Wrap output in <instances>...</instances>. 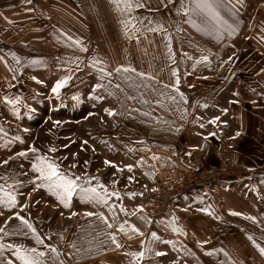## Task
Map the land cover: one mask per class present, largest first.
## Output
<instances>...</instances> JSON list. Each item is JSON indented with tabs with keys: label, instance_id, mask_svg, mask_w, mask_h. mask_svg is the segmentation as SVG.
Here are the masks:
<instances>
[{
	"label": "rangeland",
	"instance_id": "1",
	"mask_svg": "<svg viewBox=\"0 0 264 264\" xmlns=\"http://www.w3.org/2000/svg\"><path fill=\"white\" fill-rule=\"evenodd\" d=\"M34 1L0 8V185L17 199L0 204V244L36 247L45 264H264V40L211 32L203 42V13L186 14L188 0H131L144 6L130 10ZM65 76L57 98L51 88ZM37 156L81 187L103 185L107 203L77 188L64 207L30 183Z\"/></svg>",
	"mask_w": 264,
	"mask_h": 264
},
{
	"label": "snow or ice",
	"instance_id": "2",
	"mask_svg": "<svg viewBox=\"0 0 264 264\" xmlns=\"http://www.w3.org/2000/svg\"><path fill=\"white\" fill-rule=\"evenodd\" d=\"M111 2L114 4V6L117 8V10H130L133 7H143L144 5L141 3H136L135 5L131 2V0H111ZM193 6L191 8H186L185 13L189 12H195V13H203L206 20L215 21L216 23H224L222 20L219 8L220 4L216 2V0H192ZM188 23H192L191 20L188 21ZM195 26V25H194ZM127 29V26H126ZM155 31V29H153ZM74 43L79 44V41H75ZM82 51H86V49L81 48ZM13 57L15 58V53H12ZM0 59H3L0 57ZM207 59V57H205ZM135 71V69H124V71ZM103 71V69H101ZM117 72L120 71L119 68L116 69ZM140 75H143V73H140ZM173 75H176L175 70H173ZM15 78V77H14ZM70 77L65 76L62 79H59L55 82L54 86L51 88V92L57 96V98L60 95L61 89L66 85ZM177 84H179V80L176 81ZM96 87H102V85L97 84ZM178 90V89H177ZM103 97H100L102 99ZM181 98L183 99V94H181ZM6 99L7 103H15L17 101H13L10 99ZM105 111L108 112V115H112V111L105 109ZM226 111V110H225ZM218 119V117H217ZM215 122V121H212ZM203 127V125H201ZM2 131V129H0ZM239 135V133H237ZM17 139H20L17 137ZM85 143H87L85 141ZM30 151L33 153H36L38 150L35 147L30 148ZM49 151H55L54 148L49 149ZM19 156H26V152H20L18 153ZM4 163H7V161H4ZM87 163V162H85ZM105 163H109L108 161H105ZM75 167V165H73ZM129 171L132 169V165L126 166ZM31 170L33 173H36L35 180L30 181V183H33L36 188L39 187H48L57 195V198L60 200V202L64 205V207H69V203L71 201L73 193L76 191L77 188L80 189L81 198L83 200H87L92 203H107V189L103 188V185H98L99 188L103 189V191H98L97 187H81V185L78 183L79 178L73 176H70L64 172H61L59 169V165L55 162L49 161L46 156H37L35 158V162L31 165ZM6 177H0V180H5ZM98 179V178H97ZM36 181H39L40 183H36ZM19 183V182H18ZM115 183V181H113ZM10 188L11 185H8ZM22 194V193H21ZM112 195L118 196L119 193L113 192ZM0 204H4L6 207L9 208H15L17 205V199L16 194L13 192L7 191L4 185H0ZM201 211L207 212V209H201ZM211 214V213H209ZM233 215H241V213H232ZM16 218L21 222V224L26 225L29 230L33 233V236L35 238L36 244H43V240L39 237V235H36L35 229L33 228L32 224L29 223L23 216H20L19 213H14ZM89 216L97 215V213L89 212L87 213ZM12 217H9V220H11ZM101 219H104L107 223V219L103 216H101ZM251 219L255 220V217H252ZM109 228L112 227L111 224L107 225ZM123 229V225L121 226V230ZM134 231H139L138 229L133 228ZM2 231V229H0ZM153 238H156V234L153 233ZM251 239V237H249ZM112 242L116 244L117 247H120L115 237H112ZM5 247L13 249L12 256L15 257V260L8 259V260H0V264H16V261H19V264H45V257L47 253L45 251H40L36 247H25L22 244H0V250L4 249ZM50 251L56 256L59 255L57 252V249L55 247H52L51 245L46 246ZM261 254L264 255V248L259 249ZM129 255H132L133 257H143L144 252H133L129 253ZM157 255H161V253H157ZM60 264H63L61 261Z\"/></svg>",
	"mask_w": 264,
	"mask_h": 264
},
{
	"label": "crops",
	"instance_id": "3",
	"mask_svg": "<svg viewBox=\"0 0 264 264\" xmlns=\"http://www.w3.org/2000/svg\"><path fill=\"white\" fill-rule=\"evenodd\" d=\"M188 4L185 5V7L189 8L190 6L192 7L193 4L191 2V0L187 1ZM191 2V3H190ZM217 3L220 4V14L222 17V20L224 22H227V20H231L232 17H234L235 15L238 16V18H243L246 20V23H250V25H248V23L246 25H244V28L242 27V23L241 25H235L234 27L230 24L232 23L233 20H231V22L228 23H216L215 21H210V20H206L204 14H200V39L207 43V39L209 40V37H211L210 33H214L216 36V39L220 36V34L222 33L224 35V38L230 33L231 35V39H232V43L235 44L234 42L237 40L242 41L240 39H242V34L244 35V32L248 33V34H253L254 35V40L257 41H262L264 40V2L261 5V8L259 11H255L256 8L260 7V6H256L254 5V0L250 1V0H246V2H235L234 0H216ZM191 4V5H190ZM39 3L36 4V2L34 0H0V8L1 9H12V8H37L39 7ZM190 7V8H191ZM41 8V7H40ZM230 9V11H229ZM245 9V11H244ZM231 10H235V12L231 11ZM238 10V12H237ZM6 18L8 19V16H6ZM203 20H205V25H206V29L203 26ZM228 25H231V27L228 30H224V27ZM209 33V34H208ZM228 33V34H227ZM202 36V37H201ZM226 40V39H225ZM224 41V39H223ZM248 41V40H247ZM72 264H75V262H73Z\"/></svg>",
	"mask_w": 264,
	"mask_h": 264
},
{
	"label": "built area",
	"instance_id": "4",
	"mask_svg": "<svg viewBox=\"0 0 264 264\" xmlns=\"http://www.w3.org/2000/svg\"><path fill=\"white\" fill-rule=\"evenodd\" d=\"M192 183H193V182L189 183V185L192 186V185H193Z\"/></svg>",
	"mask_w": 264,
	"mask_h": 264
}]
</instances>
